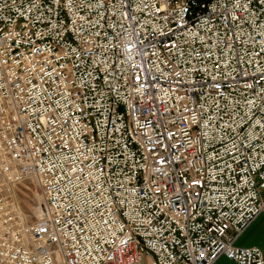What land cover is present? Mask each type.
<instances>
[{"label":"built area","instance_id":"built-area-1","mask_svg":"<svg viewBox=\"0 0 264 264\" xmlns=\"http://www.w3.org/2000/svg\"><path fill=\"white\" fill-rule=\"evenodd\" d=\"M263 212L264 0H0V264H264Z\"/></svg>","mask_w":264,"mask_h":264},{"label":"rangeland","instance_id":"rangeland-1","mask_svg":"<svg viewBox=\"0 0 264 264\" xmlns=\"http://www.w3.org/2000/svg\"><path fill=\"white\" fill-rule=\"evenodd\" d=\"M11 187L12 198L17 205L20 221L26 224L36 222L39 218L38 210L44 205V197L38 181L34 178H24L12 184Z\"/></svg>","mask_w":264,"mask_h":264},{"label":"crops","instance_id":"crops-1","mask_svg":"<svg viewBox=\"0 0 264 264\" xmlns=\"http://www.w3.org/2000/svg\"><path fill=\"white\" fill-rule=\"evenodd\" d=\"M235 244L239 246H258L264 253V212L258 215L250 226L237 237ZM215 264L239 263L226 256H220Z\"/></svg>","mask_w":264,"mask_h":264},{"label":"bare ground","instance_id":"bare-ground-1","mask_svg":"<svg viewBox=\"0 0 264 264\" xmlns=\"http://www.w3.org/2000/svg\"><path fill=\"white\" fill-rule=\"evenodd\" d=\"M32 178H34L35 180H37L36 177H32ZM38 200H39V199H38ZM42 200H43V199H42ZM42 200H41V201H42ZM28 206H29V205H28ZM38 212H39L38 215H39V217H40V215H41V209L38 210Z\"/></svg>","mask_w":264,"mask_h":264}]
</instances>
